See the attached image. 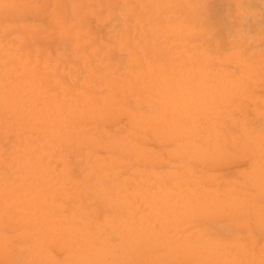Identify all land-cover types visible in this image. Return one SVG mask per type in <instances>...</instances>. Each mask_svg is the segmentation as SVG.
Masks as SVG:
<instances>
[{
	"label": "rangeland",
	"instance_id": "374dc122",
	"mask_svg": "<svg viewBox=\"0 0 264 264\" xmlns=\"http://www.w3.org/2000/svg\"><path fill=\"white\" fill-rule=\"evenodd\" d=\"M0 264H264V3L0 0Z\"/></svg>",
	"mask_w": 264,
	"mask_h": 264
},
{
	"label": "clouds",
	"instance_id": "9594fccd",
	"mask_svg": "<svg viewBox=\"0 0 264 264\" xmlns=\"http://www.w3.org/2000/svg\"><path fill=\"white\" fill-rule=\"evenodd\" d=\"M262 3H264V0H261Z\"/></svg>",
	"mask_w": 264,
	"mask_h": 264
}]
</instances>
